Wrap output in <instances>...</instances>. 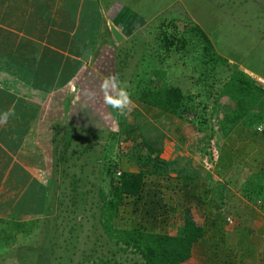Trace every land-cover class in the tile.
<instances>
[{"label":"crops","instance_id":"1","mask_svg":"<svg viewBox=\"0 0 264 264\" xmlns=\"http://www.w3.org/2000/svg\"><path fill=\"white\" fill-rule=\"evenodd\" d=\"M86 2L0 0V87L11 96L27 99L23 110L17 111V120L12 115L0 126V172L4 161L8 167L12 161L3 160L11 155L10 140L39 131L34 123L42 108V94L47 92L29 80L45 73L41 68L44 55L45 59L77 60L80 65L74 75H99L101 83L115 74L114 68L100 71L97 67L101 59L108 66L113 64L116 45L107 24L125 41L126 20L132 25L141 15L128 7V0H98L101 21L95 44L90 46L78 37L88 23L82 9ZM114 3L117 7L112 10ZM234 69L252 79L255 88L239 98L228 88L217 99L210 92L206 101L215 108L217 118L212 117L214 125L208 132L185 113L184 107L191 104L184 96L171 104L151 93L163 87L160 82L143 85L141 90L147 93L141 97L147 100L130 96L133 103L123 117L104 105L100 87L94 91L88 84L87 90L97 93L94 101H88L69 82L76 90L74 100L79 97L96 112L110 115L103 148L110 144L106 160L121 176L115 184L113 228L176 236L187 218L200 233L191 242L189 257L179 264H264V85L259 82L264 77L238 65L226 67L227 83ZM1 93L0 102L4 100ZM11 103H2V112L9 111ZM127 188L131 191L126 192Z\"/></svg>","mask_w":264,"mask_h":264},{"label":"rangeland","instance_id":"2","mask_svg":"<svg viewBox=\"0 0 264 264\" xmlns=\"http://www.w3.org/2000/svg\"><path fill=\"white\" fill-rule=\"evenodd\" d=\"M128 4L136 8L133 10L141 18L129 25L123 15V20L127 19V28L123 30L126 40L114 43L112 66L102 63V59L97 66L114 68L116 74L123 72L120 80L127 82L132 98L143 95L141 88L150 79L164 83L167 88H176L184 101L191 104L185 113L198 121V128L202 126L208 132L217 116L215 108L208 107L211 103L206 97L211 92L217 99L228 91V84L220 85L226 82L227 65L230 68L240 65L264 77V0H128ZM111 6L112 10L117 7L115 3ZM191 24L205 33L212 50L225 58V64L216 63L210 70L208 66L202 67L201 37L185 36ZM160 31H166L165 34L181 31L183 44L165 48L161 41L164 36H157ZM52 66L41 68L49 72ZM212 77L217 78L215 83ZM88 84L91 83H84L83 91ZM77 89L76 93L83 95L81 87ZM0 92L4 99L0 106L12 102L10 110L16 115L12 120H17V111L23 110L21 106L24 107L27 99L11 96L1 87ZM74 93L70 84L58 92L43 93L42 108L34 123L39 131L9 142L11 155L6 157V162L16 159L27 174L24 178L21 170L16 172L15 167H8L4 161L0 172V219L24 223L20 230L28 231V235L21 239L20 233H15L11 245L0 246V264H134L132 258L140 259L137 253L121 250L107 237L106 222L98 209L96 191L102 189L106 195L109 190L107 182L101 180L102 166L111 168L105 155L110 144L103 148L107 122L104 113L109 112L98 109L96 112L87 106L89 103L79 98L74 100ZM93 158H97V164ZM111 177L115 186L114 172ZM45 187L49 196L42 202ZM43 236L45 244L51 246V253L36 257Z\"/></svg>","mask_w":264,"mask_h":264},{"label":"trees","instance_id":"3","mask_svg":"<svg viewBox=\"0 0 264 264\" xmlns=\"http://www.w3.org/2000/svg\"><path fill=\"white\" fill-rule=\"evenodd\" d=\"M98 6H99L98 0H87L85 4V8L82 7V9L84 10L83 11L84 20H87L88 23L84 25L85 31L79 34L78 37L83 39L85 43L90 46H93L95 44V38L97 37V30L99 27V23L101 21L100 19L101 13L99 11ZM188 28L190 32H187L185 36H190V34L195 36L197 34L201 37L199 38V40L202 41L201 42L202 67L208 66L209 68H207V70H210L212 66L216 65V63L222 65L225 64V59L215 54V52L212 50L208 37L197 25L191 24V26H189ZM165 32L166 31H160V34L158 33L159 35H157L158 37L160 35L164 36L163 40L161 41L165 48H170L175 43H178L179 45L183 44V35L181 31L177 33L171 32L169 34H165ZM115 51H116V47H114V52ZM212 54L214 56H212ZM44 56L41 59L42 61L41 64L43 65L54 64V66L50 67L49 72H45L46 75L50 76V77L48 76V78L44 77L46 75L41 76L40 74L32 76L31 80H29V83L33 87H36L47 93L55 89H58L62 85L69 82L71 84H74L76 88L81 87V89L83 88L84 83H91L90 86L92 89L94 88V91H96V89L100 87L101 77L99 75H89V74L74 75V73L76 72L77 68L80 65L79 61L69 58H65V59L58 58L61 61L56 62L55 58L45 59ZM50 60H54V62ZM119 67H121L120 64ZM232 68H236V67H232ZM122 73L123 72H119L118 74L115 73V75H117L120 79V75ZM229 77L231 80L229 81V83L226 82L224 85L228 84L229 91L231 90L232 94H235L236 96H238V98L241 97V95L243 94L249 93L250 88H255L253 84V80L250 79L247 75H245L243 72H241L238 69H234L231 73H229ZM150 81L152 80L150 79ZM85 90H87V88ZM146 93H147L146 91L143 92V94ZM151 93L154 94L156 97L162 99L164 103L168 102L171 104L172 103L176 104L178 102V99L182 96L181 92H179V90H177L176 88H167L166 86H163L161 88L160 87L156 88V90ZM187 107H184V111H187ZM5 158L6 156H3V160ZM93 163L97 164V158H93ZM19 164L17 165L16 159H12L9 166L13 167V169L15 167L16 172L21 170V174L25 178L27 172H25V170L22 171V168L19 167ZM109 165L111 167L110 169H108L106 165L102 166V169L104 171L102 172L101 175V180L106 181L109 187L108 193L104 195L102 189H98V191H96L97 202H98L97 204L100 212V217L101 219L104 220V222H106V224H104V230L107 234V237L111 238L114 244L115 245L117 244L121 248V250L129 249L130 251L137 253L144 264H179L180 262L186 260L189 257V248L191 242L194 241L195 238L200 233L199 228L191 224L187 218L184 219V224L180 230V233L176 236L159 235V234L149 235L138 232L120 231L113 228L111 218L113 217V214L115 212L116 205H115V197H114L115 186L112 184L113 178L111 177V173L114 172L116 182L120 181L121 176L120 173L117 174L115 167L112 164ZM29 180H33V179H29ZM70 183L72 185L74 184L72 180ZM51 184L52 183H50V188L53 187ZM46 186H49L48 183L46 184ZM26 187L27 185L25 186V188ZM130 191L131 188H127L126 192H130ZM48 194L49 191L45 187V191L41 193L42 202L48 200L47 199L49 196ZM39 202L40 201H37L38 205ZM23 225L24 223L22 222L8 223V220L0 219L1 248L7 245H11L13 243L12 238L14 237L15 233H20L21 239L27 237L28 231L27 233H24L20 230V228ZM44 241H45V236H43V240H41V243H39V246L36 248V254H35L36 257L43 256V254L45 256L46 254L48 255L49 253H51L50 244L46 245Z\"/></svg>","mask_w":264,"mask_h":264},{"label":"clouds","instance_id":"4","mask_svg":"<svg viewBox=\"0 0 264 264\" xmlns=\"http://www.w3.org/2000/svg\"><path fill=\"white\" fill-rule=\"evenodd\" d=\"M127 88V82L121 81L117 75H110L106 77L100 85V93L102 94L104 105L122 117L127 115L130 110V106L133 103ZM73 91L76 90L73 89ZM83 95L88 99V101H94L97 97L96 92L89 90H85ZM78 98L79 97H77V99ZM12 115H14V112L11 110L0 113V126L6 125ZM104 119H110V115H105ZM261 130H264V128Z\"/></svg>","mask_w":264,"mask_h":264},{"label":"water","instance_id":"5","mask_svg":"<svg viewBox=\"0 0 264 264\" xmlns=\"http://www.w3.org/2000/svg\"><path fill=\"white\" fill-rule=\"evenodd\" d=\"M107 27H108V31L110 33V36H111L112 40L115 43L121 42V40H122L123 37L120 34V32L111 23H108L107 24Z\"/></svg>","mask_w":264,"mask_h":264},{"label":"built area","instance_id":"6","mask_svg":"<svg viewBox=\"0 0 264 264\" xmlns=\"http://www.w3.org/2000/svg\"><path fill=\"white\" fill-rule=\"evenodd\" d=\"M259 82H260L262 85H264V81L260 80ZM117 174H118V173H117Z\"/></svg>","mask_w":264,"mask_h":264}]
</instances>
